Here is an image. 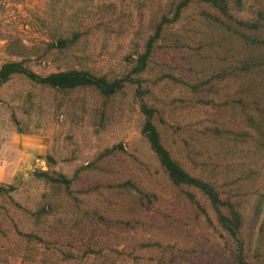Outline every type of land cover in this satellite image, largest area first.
<instances>
[{
	"label": "rangeland",
	"instance_id": "374dc122",
	"mask_svg": "<svg viewBox=\"0 0 264 264\" xmlns=\"http://www.w3.org/2000/svg\"><path fill=\"white\" fill-rule=\"evenodd\" d=\"M182 1L0 0V67L120 79ZM227 2L221 16L190 0L132 77L172 158L239 214L241 251L160 167L137 85L105 99L15 74L0 86V179L23 158L14 189L0 184V264H264V0Z\"/></svg>",
	"mask_w": 264,
	"mask_h": 264
},
{
	"label": "trees",
	"instance_id": "16d2710c",
	"mask_svg": "<svg viewBox=\"0 0 264 264\" xmlns=\"http://www.w3.org/2000/svg\"><path fill=\"white\" fill-rule=\"evenodd\" d=\"M190 0H183L178 6L175 15L172 20L164 18L156 27L155 33L152 37L147 40L145 51L140 54L136 61L135 65L130 71L129 74L120 78V79H107L105 76H96L87 71L82 70H67L50 73L47 75H39L32 70L24 66V62H7L1 65L0 67V86L6 83L11 76L15 74H20L25 76L31 82L46 86L52 89L69 91L78 88H93L105 99L113 96L114 94L122 91L123 87L127 83H133L137 85L135 89V96L140 99L139 109L141 114L144 116V122L142 126L141 133L146 139L151 151L156 156V159L166 173L169 181L174 186H185L193 188L201 192L207 200L211 203L214 211L217 215V220L222 228L237 242L238 248L241 251L242 242L240 240V228L241 220L239 214L236 212H229L228 214H223L221 211V206L225 205L219 198L218 192L215 190L214 186L200 178L190 175L186 170H184L171 156L170 152L164 147L161 142L160 134L156 129L152 119L156 110L149 107L142 100L144 93H147V90H142L141 79L133 78L132 75H138L144 71L146 68L147 61L151 55V51L156 39L160 35V31L165 22H171L176 20L179 17L180 9L185 7ZM201 3L208 4L212 8L216 9L221 16L228 15V2L227 0H197ZM217 21V18H215ZM223 23V22H221ZM241 25L247 26V24L241 23ZM249 29L258 30L260 26L258 23L252 24L249 26ZM245 39L247 36L243 35ZM75 39V37H74ZM253 42L256 40L251 39ZM66 41L60 40L57 42V47L62 48L65 46ZM51 181L68 184V180L61 179H52ZM9 190H13L14 187L9 186ZM192 199L193 196L188 194Z\"/></svg>",
	"mask_w": 264,
	"mask_h": 264
},
{
	"label": "crops",
	"instance_id": "0c3cea01",
	"mask_svg": "<svg viewBox=\"0 0 264 264\" xmlns=\"http://www.w3.org/2000/svg\"><path fill=\"white\" fill-rule=\"evenodd\" d=\"M16 137L17 136H13L12 137V139L14 140V142H15ZM14 147H15V148H13L14 151H16L17 149H19L16 146H14ZM22 152L25 154L26 150H22ZM22 158H23V154H22ZM22 158L17 163V166H16V168H15L14 171L11 170V173H6V174L3 175L4 178L3 179H0V184L15 186V181L20 177V174H21L20 173V170H21ZM5 167H6L5 164L0 167V173H3L5 171H7ZM17 172H19V173H17ZM16 173H17V175H16Z\"/></svg>",
	"mask_w": 264,
	"mask_h": 264
}]
</instances>
